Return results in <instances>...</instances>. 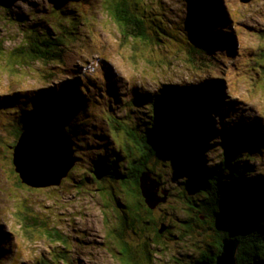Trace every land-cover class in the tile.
Here are the masks:
<instances>
[{"label": "rangeland", "instance_id": "374dc122", "mask_svg": "<svg viewBox=\"0 0 264 264\" xmlns=\"http://www.w3.org/2000/svg\"><path fill=\"white\" fill-rule=\"evenodd\" d=\"M57 1L55 5L56 0H14L11 20H7L8 15L0 14V45L3 43L5 52L0 55V145L5 147L4 150L0 148V233L13 234L11 238H15L7 264H43V258L49 264H59V254L56 253L63 249L49 240L53 229L60 231L66 239V243H63L68 250L66 260L71 259L75 261L74 264H124L125 253H121L122 259L116 254L120 244L117 231L121 227L118 219L120 210L117 207L125 203L121 183L118 181L113 184L105 179L100 181L101 175L96 170L93 173L94 180L82 179L90 165L94 169L92 165L95 159L99 161L116 141L118 144L122 141L111 136L106 120L109 116L117 115L122 118L117 123L125 122L136 127L146 117L145 108L135 109L132 115L123 110L121 99L132 88L138 94H153L165 84L186 86L216 78L222 81L223 97L217 109H210L214 120L210 133L216 135V141L206 151L208 165L223 159L222 153L226 151L222 140L224 132L242 127L258 128L259 137L264 139V0H252L246 5L240 0H205L211 9L212 6L220 8L221 15L226 16L223 33L218 26H213L212 34L219 35L218 39L220 35L223 37V46H213L214 54L222 62L218 72L211 74L208 68L197 70L192 67L186 56L188 42H198L193 34L196 29L193 17L187 29L178 26L179 17L184 18L187 10L190 9L191 14L196 16L187 4L189 0H153L150 3L148 11L144 13L148 33L154 36L149 24L160 25L162 20L167 24V32L160 37L161 43L156 40L152 45L136 42L124 44L110 21L103 0ZM196 1L191 3L194 5ZM67 7L76 8L75 15H62L68 10ZM198 9H202L201 4ZM17 18L26 20L14 21ZM40 20L50 28L58 24L68 26L72 35L64 44L66 50L70 54L75 53L79 59L72 69L73 77L67 76L62 68L54 65L33 64L29 61L23 63L20 59L12 62L10 52L22 41V29H26L23 23L27 22L30 28L35 25L40 27ZM197 20L201 22L202 18L197 16ZM232 44L234 55L231 53L233 49L225 48H231ZM215 75L218 77H213ZM60 90L64 94H59ZM17 94L27 99L17 101ZM68 96L71 99L69 107ZM81 96L84 103H81ZM86 106L89 109L87 115L91 118L78 123L84 128L81 127L79 131L81 137L74 136L76 148L82 152V159L78 160V167L74 169L76 171L57 188L36 190L22 185L12 165L13 150L10 153V148L6 147L13 146L18 111L19 117L21 110L30 112L36 118L62 114L60 121L69 127V124L83 120L77 110H83ZM125 115H129L130 121ZM218 127L223 128L217 132ZM67 129L73 134L74 127ZM240 149L238 156H234L237 150L231 152L228 164L232 166L219 167V170H225L223 181L230 186L237 185L240 178L238 169L244 164L248 181L261 182L264 189V153L258 152L251 144ZM229 150L227 148L225 152L227 159ZM195 153L199 156L205 150L196 149ZM240 155L242 158H239ZM245 161L250 164L245 165ZM157 171L163 179L160 190L169 194L167 203L149 217V230L147 234L144 232L145 243L131 242L126 237L124 241L138 244V247L150 244L153 255L151 261L141 257L138 264H181L179 260L187 247L190 244H204L202 241L209 235L204 236L202 231L198 234L196 230L186 242L188 245H181L178 242L180 239L172 240L168 234H164L155 243L156 229H161V224L171 225L181 217L179 212L183 208L177 201L182 196L177 193L184 188L182 183L186 179V174L174 161L167 162V166L161 162ZM263 189H258V194H263ZM28 207L31 209L29 214L36 217L28 222L32 229H28L31 239H27L22 227L25 217L21 215H27ZM137 212L145 215V210ZM135 238L137 236H130V239ZM158 244L160 246L156 247Z\"/></svg>", "mask_w": 264, "mask_h": 264}, {"label": "trees", "instance_id": "16d2710c", "mask_svg": "<svg viewBox=\"0 0 264 264\" xmlns=\"http://www.w3.org/2000/svg\"><path fill=\"white\" fill-rule=\"evenodd\" d=\"M103 1L107 5V13L109 17H111L110 21L113 22L116 27V31L120 38L124 40V44L136 42L152 45L156 40H158L157 43H161L160 37L161 35H165V31L167 32V24H164L162 22L163 20H159L160 25H155L154 23L149 24L150 29L154 31V36L152 37L148 33L147 29L149 28L146 25L144 16V13L148 11L150 3H153V0H140L139 2H132L131 0ZM192 1L193 0H189L187 4L190 5L196 16L194 17L193 14H191V10L188 8L189 10H187L186 16L184 18L179 17L178 22L179 27L187 29L186 27L193 17V22L196 26L194 31L192 29L188 30H192L193 34L198 39L197 44L195 43L196 45L188 46V62L197 70H201V68L205 67L208 68L210 74L212 72L216 73L222 61L214 54L213 46H223V37L220 35V39H218L219 35L216 33L212 34V30L213 26L216 25L223 33V22L226 24V16L221 15L222 10L220 8L215 9V15H213L210 7L204 9L207 4L205 0H197L194 5L191 3ZM56 4L57 2L55 5ZM199 4L202 5V10L198 9ZM13 5L14 0H0V14L8 15V21L11 20L10 12ZM73 5L74 2L72 3V6ZM76 10V8L70 7L66 12H62V15H75ZM197 16L202 18L201 22L197 20ZM15 20L23 21L26 19L17 18L14 19V21ZM40 21L42 22L40 27L35 25L32 28L27 25V22L23 23L26 29H22V41L16 49L10 52L12 62L20 59L23 63L29 61L33 64L42 63L45 65H54L62 68V72L67 76L73 77L74 71H72V69L79 59L76 57L75 53L72 52L70 54L66 50L67 46L64 42L72 35L69 32L68 26L65 24H58L50 28L46 26L45 22L42 20ZM44 27L47 28L42 31ZM49 29L53 31L51 32ZM2 42H4L3 39ZM4 53L3 43H1L0 55ZM50 75L54 77L52 74ZM213 77H218V75ZM216 87L220 90L216 89ZM222 87V81L213 78L198 84L186 86L165 84L154 94H138L136 89L132 88L127 96H123V110L127 113H131L139 107L145 108L146 117L136 127H131L128 123H117L118 120H121L117 118V116H109L107 123L110 128V133L113 135L114 139H122V141L120 144L116 141L111 150L103 158L101 157L99 161L95 159L92 165L94 169H92L90 165L82 179L84 181L94 180L93 173L94 170H96L101 175L99 178L100 181L105 179L113 184H117L118 181H120V188L125 199L126 197L132 198V207H134L135 211L141 209L145 210V223L149 224L151 221L149 217L152 216V212L154 211H149L144 204L139 190L140 176L143 172L148 171L160 185L163 179L160 178L157 167L161 162L165 163V166H167V162L174 161L179 164L181 170H184L185 174H187L185 175L186 179H184L182 183L184 188H182L181 192L177 193L182 196L177 202L183 209L179 212L181 217L175 219L171 225H169V223H167V225L161 224V229L164 230L163 235L168 234L172 240L180 239L178 241L179 244L188 245L186 242L192 237L196 230L198 234H201L200 231H202L204 236L208 234L209 236H207L202 243L208 244L210 247L215 246L217 250L216 254L214 252L211 261L207 260V262L212 264L215 262L216 256L221 252L222 242L228 239L234 240L237 244L235 253L236 264H264V193L258 194V189H263V187H261V182L258 183V181L255 182L254 180L248 181L249 179L246 178L248 173H246L244 166L241 167L238 169V176L240 177L238 180L242 183V187L231 185V189L234 190L232 192L234 194L233 199L229 197L225 198L224 196L222 198L219 195L223 194L222 179L216 178L218 173L217 168H219L221 163L228 168L229 164L227 161L229 162L232 151L237 150L238 152L235 153L234 156H238L241 150L240 147L248 146L249 143H251L254 149L263 153L264 139L259 137V129L242 127L236 129L238 131L233 130L234 132H224L222 135V140H224L223 144L226 146V150L227 148L230 149L228 159L225 158L227 161L223 159L224 163L221 162L219 165L214 166L208 165L209 162L206 159L208 156L206 153L208 147L216 140V135L214 136L210 133L212 132L211 128L214 126V120L210 114V109H217L222 103ZM43 93L47 94V91ZM58 93L61 95L64 94L61 90ZM65 95L67 96V94ZM15 98L17 101H24L27 99L21 94H17ZM82 99L83 96L80 97L81 101ZM84 102L85 101H82L81 103ZM67 103V107H69L71 103L69 96L67 97ZM26 110L29 111V109ZM77 111L80 113L79 116L81 115L80 119L83 120L73 125L69 124V127L65 126L63 122V125L60 123L65 128L71 129L74 127L73 133L75 134H73V138L74 136L81 137L79 131L82 126L78 125V123L91 118L90 115H87L89 111L88 106L84 107L83 110ZM20 114L21 116L19 117L18 111V123L13 130V135L15 137L13 145L19 139L25 128L36 123V117L30 114V112L21 110ZM69 114L73 113L70 112ZM132 114L133 113L130 115ZM61 116L62 114L58 116L56 120L53 116L45 119L58 122ZM125 118H127V120L130 119L129 115H126ZM40 120H43L41 116L38 121ZM221 120L223 121L224 119L222 118ZM25 121H27L26 124H24ZM32 121L34 122L33 124ZM138 127L140 128L138 129ZM83 128L84 126L82 129ZM222 128L223 127H218L216 129L217 132L222 130ZM78 145H80V143H78ZM6 147L10 148L8 150L11 153L14 146L6 145ZM0 148L3 150L5 149V147L1 145ZM196 149L205 150V153L198 156L195 153ZM74 150L78 164V160L82 158L76 153L78 152L76 141ZM223 155H225V153ZM244 163L246 165L247 162L245 161ZM77 167L78 165H76L75 168ZM228 171L230 172L231 170ZM251 171L252 170H250V172ZM223 173H225V170L221 171L219 176ZM103 176H108V178H104ZM82 182H80V184H82ZM217 194L220 198L216 196ZM122 207H126L125 203L122 204ZM26 210H28L27 215H21L25 217V224L22 227H24V232L27 233V239H31L29 230L32 229L29 228L30 225L28 222L30 219L34 220L36 217L29 214L31 211L30 207ZM137 218L141 219L142 217L138 215ZM137 223L142 228L140 222L135 219L133 222L125 223L123 228H130V226L132 228L134 227V231L141 235L145 230L143 227L141 231L136 225ZM159 230L160 229H156L155 231L157 237L160 234ZM11 236L14 237L13 234H11ZM11 236L0 233V264H7L10 260V252L13 250L11 246H13V239H15L11 238ZM48 237L51 242L62 246V252L56 253L59 254V256H57L59 258L57 262L59 264H74L75 261L71 259L66 260L68 250L63 244L66 243V239H64L62 233L53 229ZM157 241L158 238L155 243ZM159 246V244L156 245V247ZM197 246L198 245L192 244L187 247L185 251H189L188 249L193 248L198 250L199 248ZM121 253V251L116 252L122 259ZM137 253L138 257L146 258L148 261H151L153 256L150 247L148 249H140ZM187 254L190 255L189 252ZM192 256L194 255L192 254ZM123 259L124 264L136 263L130 256L124 257ZM138 260L140 259L136 261ZM183 260L185 262L188 261L185 259ZM42 263L49 264L48 260L45 258H43ZM190 264L195 263L191 261Z\"/></svg>", "mask_w": 264, "mask_h": 264}, {"label": "water", "instance_id": "95a60500", "mask_svg": "<svg viewBox=\"0 0 264 264\" xmlns=\"http://www.w3.org/2000/svg\"><path fill=\"white\" fill-rule=\"evenodd\" d=\"M240 1L249 4L252 0ZM41 118L42 121L37 120L40 129H26L12 152L15 174L22 185L31 189L59 187L76 165L71 134L59 125L47 121V117ZM181 171L185 173L184 170ZM139 190L146 208L151 212L167 203L168 192L160 190L159 183L148 171L140 176ZM163 231L160 229L159 233L162 235ZM236 250V241H223L221 252L213 264H236ZM195 264L212 263L198 261Z\"/></svg>", "mask_w": 264, "mask_h": 264}, {"label": "flooded vegetation", "instance_id": "af4514ba", "mask_svg": "<svg viewBox=\"0 0 264 264\" xmlns=\"http://www.w3.org/2000/svg\"><path fill=\"white\" fill-rule=\"evenodd\" d=\"M140 194H141V192H140ZM125 205H126V207H122V205L117 207L120 210V213L118 214V219H119V224L121 226L117 231V237H118L117 241L120 243V244H118V250L117 251H121L122 253L124 252L125 257L130 256V258L134 262H136L135 264H138L141 260V257L137 256V254H138L137 252L140 251V249L149 248L150 244L147 245L148 243H146L145 246L138 247V244L130 243L128 241L125 242L124 238L125 237L128 238V240H130L131 242H137L140 244L142 242L145 243L146 238H144V232L146 231V234H147V231L149 230V228L147 226L149 224L145 223L146 216L144 214L143 215L139 214V212L135 211L134 207H132V198L131 197H126ZM141 211L143 212L144 209H141ZM138 215H140L142 218L138 219L137 218ZM134 219L138 220L140 222V224L142 225V228L144 227L143 229L145 231H143L141 233V235L134 231V227L132 228L130 226V228H128V227L123 228V225L125 226V223H127V222L130 223L131 221L133 222ZM136 225L142 231V228L140 227V225L138 223ZM131 235H135V236H137V238L130 239ZM162 235L159 234L158 237L156 236L155 241L157 238L159 239ZM140 240H142V241L139 242ZM190 245H192V244H190ZM197 247L199 248L198 250L193 248V249H188L189 251H185V253L189 252L190 255L189 254H182L183 256L181 255L182 259L179 260L181 262V264H190L191 261H194V263H195L197 261L211 260L212 256H214V252H215V254L217 253L215 246L210 247V246H208V244L204 243V244L198 245ZM192 254L194 256H192ZM136 257H138V258H136ZM137 259H140V260L136 261ZM183 259L188 260V261L185 262Z\"/></svg>", "mask_w": 264, "mask_h": 264}, {"label": "clouds", "instance_id": "9594fccd", "mask_svg": "<svg viewBox=\"0 0 264 264\" xmlns=\"http://www.w3.org/2000/svg\"><path fill=\"white\" fill-rule=\"evenodd\" d=\"M242 4H243V3H242ZM245 5H246V4H245ZM123 43H124V42H123ZM195 43H196V42H193V43H192L191 41L188 42V44H189L190 46H194V45L197 44V43H196V44H195ZM106 113H107V111H106ZM125 116H126V115H125ZM35 119H36V122H37V120L40 119V117H39V118H35ZM48 121H49V120H48ZM51 122H53V121H51ZM33 123H34V122H32V124H33ZM63 124H64V123H63ZM16 125H17V124H16ZM16 125H15V126H16ZM25 130H26V129H25ZM25 130H24V131H25ZM24 131H23V132H24ZM23 132H22V133H23ZM22 133H21V135H22ZM68 133H70V132H68ZM70 134H72V133H70ZM73 134H75V133H73ZM73 134H72V135H73ZM21 135H20V137H21ZM111 136H113V135H111ZM20 137H19V139H20ZM72 138H73V137H72ZM111 138H112V137H111ZM19 139H18V140H19ZM18 140H17L16 143L13 145L14 147L16 146ZM73 140H74V143H75V139H74V138H73ZM14 147H13V148H14ZM12 150H13V149H12ZM74 156H75V155H74ZM75 157H76V156H75ZM225 158H226V157L223 156V159H225ZM223 159H221L218 163H215L214 166L219 165V163H221V162L224 163V160H223ZM225 160H226V159H225ZM226 161H227V160H226ZM227 163H228V161H227ZM249 164H250V163H249ZM76 165H77V160H76ZM76 165H75V167H76ZM221 165H224V164L221 163ZM221 165H220V166H221ZM220 166H219V167H220ZM230 166H232V165L229 164L228 167H230ZM75 167L70 171V173H73V172L76 171V170L74 171ZM245 167H246V166H245ZM226 168H227V167H226ZM217 169H218V173H217V177H216V178H221V179H222L223 196H224L225 198H228V197H229V198H233V199H234V194H233V193H232V194L229 193V191H234V190L231 189V187L228 188V185L223 181L222 174H221V176H219L220 173H221V170H219V168H217ZM70 173H69V175H70ZM69 175H68V177H69ZM186 175H187V174H186ZM68 177H67V178H68ZM67 178H66V179H67ZM64 180H65V179H64ZM62 182H63V181H62ZM255 182H256V181H255ZM258 183H259V182H258ZM61 185H62V183H61ZM234 186H236V187H242V183L239 182V183H237V185H234ZM26 187H27V186H26ZM255 187H256V186H255ZM28 188H29V187H28ZM50 188L52 189V188H57V187H50ZM48 189H49V188H48ZM229 189H230V190H229ZM36 190H40V189H36ZM223 196H221V197L223 198ZM230 196H231V197H230ZM125 203H126V199H125ZM119 206H120V205H119ZM203 261H205V260H203ZM197 262H198V261H197ZM195 263H196V262H195Z\"/></svg>", "mask_w": 264, "mask_h": 264}, {"label": "bare ground", "instance_id": "6f19581e", "mask_svg": "<svg viewBox=\"0 0 264 264\" xmlns=\"http://www.w3.org/2000/svg\"><path fill=\"white\" fill-rule=\"evenodd\" d=\"M206 7L207 8H209V4H207L206 5ZM202 10V9H201ZM212 13H213V15H215V8H214V6H212ZM223 26H224V22H223ZM202 35H203V33H202ZM221 48V47H220ZM225 48H228V49H233V52L231 51V53H233L232 55H234V46H233V44H232V46H231V48L229 47V46H226ZM202 86V85H201ZM210 89V88H209ZM216 89H219L218 87H216ZM189 90V89H188ZM220 90V89H219ZM212 91V90H211ZM222 96H223V94H222ZM193 97H194V95H193ZM214 102V101H213ZM197 108V107H196ZM228 109V108H227ZM241 117V116H240ZM251 121V120H250ZM53 123H55L56 125H59L60 127H62L63 129H65L61 124H62V122L61 121H58V122H53ZM61 123V124H60ZM92 126V125H91ZM25 129H32V130H38V129H40L39 128V123L38 122H36L35 124H33L32 126H30V127H27V128H25ZM66 130V129H65ZM233 130H235V131H238V130H236V129H233ZM233 130H231V132H234ZM66 132H67V130H66ZM216 141V140H215ZM249 144H251V143H249ZM263 145H264V143H263ZM74 146H75V144H74ZM73 149H74V147H73ZM75 151V150H74ZM226 152V151H225ZM76 153H78L79 154V156L81 155V153L82 152H76ZM81 157V156H80ZM110 157V156H109ZM257 157V156H256ZM212 158V157H211ZM213 159H215V158H213ZM234 175V174H233ZM259 176V175H258ZM238 241V240H237ZM239 243V242H238ZM212 256V255H211ZM210 256V257H211ZM213 258V257H212ZM202 259V258H201ZM206 259V258H205ZM211 259V258H210ZM214 260V259H213ZM211 261V260H210Z\"/></svg>", "mask_w": 264, "mask_h": 264}]
</instances>
